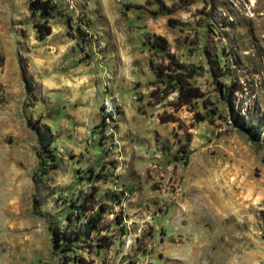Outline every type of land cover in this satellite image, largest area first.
Segmentation results:
<instances>
[{
  "label": "rangeland",
  "instance_id": "obj_1",
  "mask_svg": "<svg viewBox=\"0 0 264 264\" xmlns=\"http://www.w3.org/2000/svg\"><path fill=\"white\" fill-rule=\"evenodd\" d=\"M54 3L0 0V264H264V0Z\"/></svg>",
  "mask_w": 264,
  "mask_h": 264
},
{
  "label": "trees",
  "instance_id": "obj_2",
  "mask_svg": "<svg viewBox=\"0 0 264 264\" xmlns=\"http://www.w3.org/2000/svg\"><path fill=\"white\" fill-rule=\"evenodd\" d=\"M63 1L67 2V0H63ZM54 2L55 0H29V8L32 12L39 13L43 17H46L47 14L52 13L55 10L56 6ZM45 22L46 21L44 19V23H38L35 25L36 39L38 41L44 40V38L50 33V26L47 25ZM156 49L162 50V48L159 46H157ZM156 76L158 77L157 73H156ZM192 77L193 76L191 73H186L184 79H182V75H176L174 77H170L167 79V81H165L164 79H161L162 82H165L164 94L167 95L168 93L176 92L177 102L179 103V105H185V104L190 105L193 101L201 97V94L199 93L198 88L194 87L192 84L189 83V81H187V79H191ZM32 128L37 136L38 146L43 150L42 152L39 151L41 153H38V157L43 158L45 157L44 154H46L51 159L52 158L50 155L51 150L48 149V147H50L49 140H45L46 138L44 139L43 134L39 132L40 131L39 128H37L35 125H33ZM42 165H45V164L42 163ZM83 202H84V199L81 200V202L76 207L79 209L83 208L82 206ZM260 215L264 216V212H261ZM95 218L96 217H93L86 224V228H88V233L89 231H93L95 228V221H96ZM66 220H69L68 215H67ZM260 221H263L261 229H262V234L264 236V220L260 219ZM83 234L84 233L82 232V235ZM77 240L79 239L71 240L70 234L66 233V231L64 230L62 231H59L57 229L52 230V241H53L55 248L59 247L61 249L63 245L65 246L67 244L68 246H72V244L76 242ZM58 251L59 250H57V252ZM66 262H67V259L64 257V264H69V261L68 263Z\"/></svg>",
  "mask_w": 264,
  "mask_h": 264
},
{
  "label": "bare ground",
  "instance_id": "obj_3",
  "mask_svg": "<svg viewBox=\"0 0 264 264\" xmlns=\"http://www.w3.org/2000/svg\"><path fill=\"white\" fill-rule=\"evenodd\" d=\"M110 101H107L106 102V105L104 106L105 107V109L107 110L106 111V116L108 117V106H107V103H109ZM111 111H112V114H111V116H110V119L112 118H114L115 117V113H116V107L114 106V103H111ZM107 123V122H106Z\"/></svg>",
  "mask_w": 264,
  "mask_h": 264
},
{
  "label": "built area",
  "instance_id": "obj_4",
  "mask_svg": "<svg viewBox=\"0 0 264 264\" xmlns=\"http://www.w3.org/2000/svg\"><path fill=\"white\" fill-rule=\"evenodd\" d=\"M111 103H116V102L110 97V102L107 103V106H108V119L107 120H110V116L112 114V111H111Z\"/></svg>",
  "mask_w": 264,
  "mask_h": 264
}]
</instances>
